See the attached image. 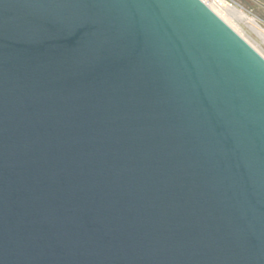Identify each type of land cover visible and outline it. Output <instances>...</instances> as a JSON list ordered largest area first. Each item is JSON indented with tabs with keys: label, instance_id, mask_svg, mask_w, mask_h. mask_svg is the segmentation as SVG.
<instances>
[{
	"label": "water",
	"instance_id": "water-1",
	"mask_svg": "<svg viewBox=\"0 0 264 264\" xmlns=\"http://www.w3.org/2000/svg\"><path fill=\"white\" fill-rule=\"evenodd\" d=\"M0 264H264V57L202 0H0Z\"/></svg>",
	"mask_w": 264,
	"mask_h": 264
},
{
	"label": "rangeland",
	"instance_id": "rangeland-1",
	"mask_svg": "<svg viewBox=\"0 0 264 264\" xmlns=\"http://www.w3.org/2000/svg\"><path fill=\"white\" fill-rule=\"evenodd\" d=\"M213 7L264 57V0H219Z\"/></svg>",
	"mask_w": 264,
	"mask_h": 264
},
{
	"label": "built area",
	"instance_id": "built-area-1",
	"mask_svg": "<svg viewBox=\"0 0 264 264\" xmlns=\"http://www.w3.org/2000/svg\"><path fill=\"white\" fill-rule=\"evenodd\" d=\"M203 2H205L206 4L207 3H211V4H216V2L218 1L219 3V0H202ZM224 1H228V0H224ZM208 5V4H207Z\"/></svg>",
	"mask_w": 264,
	"mask_h": 264
},
{
	"label": "bare ground",
	"instance_id": "bare-ground-1",
	"mask_svg": "<svg viewBox=\"0 0 264 264\" xmlns=\"http://www.w3.org/2000/svg\"><path fill=\"white\" fill-rule=\"evenodd\" d=\"M208 4V6L214 11V12H216V13H218V11H216V9L213 7V5L211 4V3H207ZM218 15H220V13H218ZM221 16V15H220ZM222 17V16H221Z\"/></svg>",
	"mask_w": 264,
	"mask_h": 264
}]
</instances>
